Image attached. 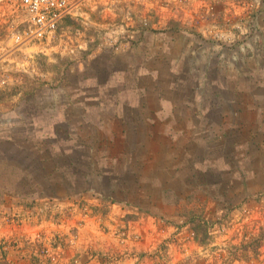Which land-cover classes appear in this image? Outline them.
Here are the masks:
<instances>
[{"label": "rangeland", "instance_id": "1", "mask_svg": "<svg viewBox=\"0 0 264 264\" xmlns=\"http://www.w3.org/2000/svg\"><path fill=\"white\" fill-rule=\"evenodd\" d=\"M68 1L0 0V264H264V0Z\"/></svg>", "mask_w": 264, "mask_h": 264}, {"label": "built area", "instance_id": "2", "mask_svg": "<svg viewBox=\"0 0 264 264\" xmlns=\"http://www.w3.org/2000/svg\"><path fill=\"white\" fill-rule=\"evenodd\" d=\"M19 6L26 16L27 40L39 43L53 40L62 21L75 9L68 0H19ZM20 40L18 37L16 42Z\"/></svg>", "mask_w": 264, "mask_h": 264}]
</instances>
